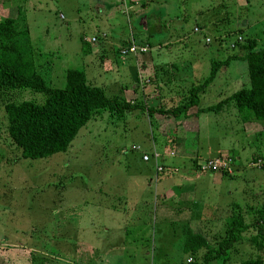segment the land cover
I'll list each match as a JSON object with an SVG mask.
<instances>
[{
    "label": "rangeland",
    "instance_id": "1",
    "mask_svg": "<svg viewBox=\"0 0 264 264\" xmlns=\"http://www.w3.org/2000/svg\"><path fill=\"white\" fill-rule=\"evenodd\" d=\"M31 1L40 5L27 15L34 63L57 88L64 86L66 69H78L88 84L102 87L107 96L135 103L143 100L147 105L160 98L166 106L170 103L166 96L150 100L154 95H148V88L154 79L137 80L136 63L142 64L143 52L120 55L117 37L126 45L132 37L134 42L148 39L157 45L178 36L182 45L148 47L147 54L159 66L165 55H179L161 78L166 82L172 77L169 82L176 85L180 78L182 93L202 82L211 62L237 53V46H229L237 36L241 38L238 46L248 38L264 46V0H151V10L166 9L161 19L155 10L151 17L160 21L162 29L166 24L156 39L141 33L135 13H127L120 0H115L113 25L106 6L110 0ZM199 22L203 32H192ZM101 32L112 43L117 63L102 37L87 43L88 54L84 51L81 40ZM203 33L209 36L208 43L199 39ZM137 82L142 90L122 95L123 88L132 90ZM247 84L245 61L230 60L204 86L199 104H214ZM22 99L41 102L43 96L26 90L0 92V186H7L0 195V264H185L188 258L193 261L181 247L186 224L193 232L216 238V247L226 218L238 210L249 223L264 204V171L250 162L257 155L261 165L264 162V133L244 132L246 127L242 128L231 102L194 118L192 125L180 122L179 129L174 121L154 128L153 119L137 109L124 111L123 116L102 110L79 129L65 152L22 159L7 136L2 109L5 101ZM229 113H235V119ZM172 129L171 136L177 130L179 135L170 141L163 133ZM132 145H138L139 151L132 150ZM153 150L162 155L163 169L157 178L152 164L140 158L142 153L150 157ZM169 152L174 157H168ZM216 152L215 157L243 155L234 161L232 175L194 170V161L199 163ZM253 232L252 227L245 232L224 264H238L254 254L246 243Z\"/></svg>",
    "mask_w": 264,
    "mask_h": 264
},
{
    "label": "trees",
    "instance_id": "2",
    "mask_svg": "<svg viewBox=\"0 0 264 264\" xmlns=\"http://www.w3.org/2000/svg\"><path fill=\"white\" fill-rule=\"evenodd\" d=\"M27 34L25 29H16L13 18L0 16V92L26 90L43 96L41 102L7 100L2 105L7 136L10 143L18 148L22 159H40L65 152L79 129L102 110L117 116H123L124 111L141 110L149 120L153 119V127L156 128L158 125H172L176 119L192 125L191 121L199 113L219 111L223 103L231 102L241 123H257L264 129V46H258L253 38H248L242 46H238L240 42H235L231 48L238 47L236 54L211 62L210 71L202 82L191 84L177 102L165 107L149 106L143 100L142 103H135L107 96L102 87L88 84L84 72L78 69H66L64 86L52 87L35 66ZM95 39L98 41L97 37ZM84 44V49L89 47V44ZM230 60L245 61L247 86L240 87L214 104L201 106L200 92L211 83L217 70ZM172 132L173 129L163 134L169 137ZM225 156L234 159L231 155ZM255 157L252 158L254 161ZM196 167L197 162L194 161V170ZM225 226L224 235L218 238L214 247L216 238L208 239L203 233L193 232L186 224L181 247L183 253L193 261L189 262L188 258L185 264H209L212 261L215 264L218 259L221 261L219 264H224L229 260V250L242 241L243 235L251 227L254 232L246 243L254 254L238 264H262L264 204L255 210V217L249 223H245L237 210L236 214L225 219Z\"/></svg>",
    "mask_w": 264,
    "mask_h": 264
},
{
    "label": "crops",
    "instance_id": "3",
    "mask_svg": "<svg viewBox=\"0 0 264 264\" xmlns=\"http://www.w3.org/2000/svg\"><path fill=\"white\" fill-rule=\"evenodd\" d=\"M27 1L30 2L28 5L26 4ZM152 2L153 1H151V0H120V3L123 4V7H124L125 11H127V13H130V12L135 13L136 18H137V23L141 27L140 28L141 29V33L147 38L148 37H153L154 39H156L161 33H163L165 31L166 24L164 23L165 28L162 29L161 26H160V21H156V20L152 21L151 17H152V15L154 16V10H155V12H157V18H160L159 16H161L162 14L166 13V9L164 7L162 9L159 8V9H152L151 10L149 5L152 4ZM116 3L117 2L115 0H110V2L106 5L110 9V10L108 9L109 13H107V14H109L108 21L110 20L109 21L110 23H112L114 21L110 25L115 24V17H114V14H112V12H114L117 9V7H118V5H116V6L114 5ZM34 5L35 6H40V5H37V4H32L31 0H0V11L4 12V14H2V15L0 14V16H5V14H6L8 17L13 18L14 22H15V27H16L17 30H22V29L27 30V33H28L27 35H28L29 41H30V37H29V31H28V28H27V18H28L27 15L32 13L31 11H33ZM12 12H13V14H12ZM61 16L62 15L60 14L59 17L61 18ZM149 20H150V24H148ZM163 22H166V20L163 19ZM208 22H210L212 24L214 23L213 21H208ZM107 24H108V22H107ZM200 24H201V22L195 23L194 26L192 27V32H193V28L194 27H199V28L202 29V26ZM198 34H200V33H198ZM198 36L200 37L199 39L202 41L203 35L202 36L198 35ZM92 37H99V39H101L100 37L104 38L103 39V45L105 43V47L108 50L112 51V45H111L112 43L107 38V35L105 33L101 32L99 36L95 35V36H92ZM163 38H159V40L162 41L161 39H163ZM117 39H118L117 42L120 45H116V49H118V47H125L126 44L122 43V41L120 40L121 38L117 37ZM145 40L146 41L143 42L141 39H137L134 42V38L132 37V39L127 41V44L130 41H132L133 43L137 44V46H146L147 47V51L143 52L142 53V57L140 58L142 64L138 66V64L136 63V67H137L136 68V77H137V80L140 81L141 79H144L145 77H146L145 79H148V80L150 78L154 79V84H152L151 87L148 88V90H149L148 91V93H149L148 95H154V96L150 97V100L152 101L154 99V97L156 98V95H158V97L163 95V96H166L165 98L170 103L173 102V104H174L175 102H177L179 100V98H178V100L176 98L174 99V98H172V95L183 94L181 92V90L180 91L178 90V88L181 87L180 84H182V83H180L181 82L180 78L177 79L178 83L176 85L175 83H172V82L170 83L169 82V80L173 81L172 77H168L166 79V82L164 81L165 78L163 79L161 77H163L162 73L165 72V69H167L166 66L170 65V62L173 61V58L174 57L177 58V57H179V55H173V56L165 55L166 57H163V58L164 59L167 58V59L164 61V64L161 63V65L159 66V65H156V64L155 65L152 64V62H153L152 58L149 57L147 52H149L148 51L149 50L148 47H153L154 48L155 46L159 47L160 45L162 46V44L167 45V44H170V43H178L179 45H182V44H180V42H182V41L179 39L178 36L175 37V38H168L166 43L163 42L162 44H157V45L152 44V43L150 44V42H148L149 41L148 39H145ZM81 43H88V39L87 38H83L81 40ZM89 50H91V49H89ZM84 51H86V49ZM166 53H170V51H166ZM87 54H88V52H87ZM113 54H114V52H113ZM131 55L135 56L136 54H131ZM114 56H115V54H114ZM114 61L117 63L116 56H115V60ZM225 66L226 65H222L220 68H224ZM185 68L188 70L189 66L186 65ZM144 70H145V72H144ZM141 72H142V74H141ZM133 75H135V74H133ZM174 82H176V81H174ZM133 86H134V88L132 90H130L129 88H127V89L123 88V94L122 95H127L128 92H131L133 94L134 93L137 94L138 91L136 89L142 90V87L139 86L138 82L135 83V85H133ZM157 99H155V101H152V104H149V106L164 105L163 103L166 100H164V101L161 100V102H160V98H159L158 99L159 102H158ZM124 100L126 102H132V101H128L126 98ZM169 104H167L165 107H169ZM201 114H204V113H202V112L199 113L197 119L199 118V116ZM229 114H230V117L235 119V113L234 114L233 113H229ZM180 121H181L180 119H176L175 120V123L178 125L177 129H179V127H180L179 126L180 125L179 124ZM245 127H246V130L244 132H250V133H252V135L260 136L261 133H264V129H262V127L259 124H257V123H243L242 128L245 129ZM178 135H179V130H177L175 132V136H170L169 140L170 141L174 140L176 137H178ZM242 150H244V148H242ZM217 153H219V152H216L215 154H213L210 157H215V155ZM195 156H196V154H195ZM242 156L243 155L236 156L235 160L238 159L240 161ZM262 157H264V156H262ZM251 158H254V156L251 157ZM255 159H260V156L257 155V157H255ZM251 160H254V159H251ZM144 162H147V161H144ZM148 162L151 163L152 167H153V161L149 160ZM254 167H256V166H254ZM258 168H260V167H258ZM261 168H262L261 170L264 171V162H263ZM153 171H154V169H153ZM261 180L263 181V179H261ZM6 187L7 186H0V195L6 189ZM1 189H2V191H1ZM163 196H166V192L163 194Z\"/></svg>",
    "mask_w": 264,
    "mask_h": 264
},
{
    "label": "built area",
    "instance_id": "4",
    "mask_svg": "<svg viewBox=\"0 0 264 264\" xmlns=\"http://www.w3.org/2000/svg\"><path fill=\"white\" fill-rule=\"evenodd\" d=\"M193 31L196 33H202L203 30L199 27H194ZM240 36H237L232 43L229 44L230 47L234 46V43L236 41H240ZM202 40L204 43H208L210 41L209 36L203 33ZM90 43H95L96 39L95 37H90L88 39ZM118 51L120 55H128V54H136L137 52H146L147 47L146 46H137V44L130 41L125 47H118ZM131 149L134 151H139L138 145H132ZM168 157H174L173 152H169ZM162 155H160L156 151H152V154L150 157L146 155L145 153H142L140 158L142 161H153V169H154V178L159 176V174L162 172L163 167L160 165L159 160ZM234 161L235 158H231L230 156H216V157H210L202 160L201 162L197 163L196 171L200 174H215V173H224L226 175H232L233 169H234ZM251 165L259 167L261 166V160L255 159L250 160ZM171 172H176L175 168H168ZM189 259H187V262Z\"/></svg>",
    "mask_w": 264,
    "mask_h": 264
}]
</instances>
